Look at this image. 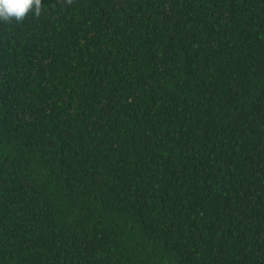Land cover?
I'll return each mask as SVG.
<instances>
[{"label": "trees", "instance_id": "16d2710c", "mask_svg": "<svg viewBox=\"0 0 264 264\" xmlns=\"http://www.w3.org/2000/svg\"><path fill=\"white\" fill-rule=\"evenodd\" d=\"M0 264H264V0H0Z\"/></svg>", "mask_w": 264, "mask_h": 264}]
</instances>
